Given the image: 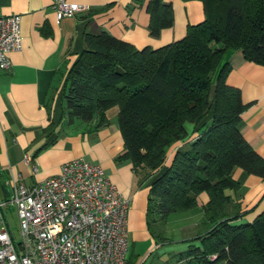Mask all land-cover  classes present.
I'll return each instance as SVG.
<instances>
[{
    "label": "trees",
    "instance_id": "trees-1",
    "mask_svg": "<svg viewBox=\"0 0 264 264\" xmlns=\"http://www.w3.org/2000/svg\"><path fill=\"white\" fill-rule=\"evenodd\" d=\"M201 4L203 19L157 48L138 49L104 30H84L82 49L63 82L58 124L95 119L97 128L108 123L105 111L116 107L123 149L114 162L128 160L136 184L151 179L145 205L151 229L169 214L194 207L200 192L206 194L203 229L195 236L199 246L188 245L175 261L264 264V208L250 222L233 223L238 205L224 193L239 185L230 174L234 167L264 177V159L237 128L246 104L238 88L225 82L234 51L264 66V0ZM144 8L149 35L172 25L169 3L147 0ZM186 124L195 136L164 164L166 149L188 137ZM52 126L48 122L45 129Z\"/></svg>",
    "mask_w": 264,
    "mask_h": 264
},
{
    "label": "crops",
    "instance_id": "crops-1",
    "mask_svg": "<svg viewBox=\"0 0 264 264\" xmlns=\"http://www.w3.org/2000/svg\"><path fill=\"white\" fill-rule=\"evenodd\" d=\"M85 6L71 17L55 20L50 0H0V15L18 14L21 47L8 54L10 65L0 71V198L7 196L4 181L11 173L30 186L55 174L61 163L82 157L99 165L120 195L128 200L125 213L126 264H201L175 261L188 245L199 246L195 236L202 231L204 192L192 208L169 214L164 222L149 228L145 205L151 179L136 184L131 163L116 164L123 149L116 124V107L105 111L108 123L94 127L74 120L60 126V95L66 73L82 49V33L101 30L135 48H157L181 38L188 25L203 19L201 0H163L172 9V25L157 36L148 33L145 3L131 0H65ZM226 84L238 88L246 104L237 125L243 139L264 159V66L243 59L239 51L228 57ZM48 104V108L45 104ZM209 121L206 115L204 122ZM48 122L52 127L45 129ZM173 142L165 152L166 164L174 151L193 138ZM27 158L24 161V158ZM35 166L36 172L31 168ZM236 189L224 193L238 205L233 223L250 222L264 208V177L232 168ZM214 255H209L212 259ZM203 264V263H202ZM215 264H225L224 261Z\"/></svg>",
    "mask_w": 264,
    "mask_h": 264
},
{
    "label": "built area",
    "instance_id": "built-area-1",
    "mask_svg": "<svg viewBox=\"0 0 264 264\" xmlns=\"http://www.w3.org/2000/svg\"><path fill=\"white\" fill-rule=\"evenodd\" d=\"M50 7L56 21L85 9L65 0H50ZM20 39L19 15H0V71L10 65L8 54L20 50ZM19 178L8 175L7 196L0 198V264H126L128 200L99 165L77 157L30 186ZM5 207L14 209L17 238Z\"/></svg>",
    "mask_w": 264,
    "mask_h": 264
},
{
    "label": "rangeland",
    "instance_id": "rangeland-1",
    "mask_svg": "<svg viewBox=\"0 0 264 264\" xmlns=\"http://www.w3.org/2000/svg\"><path fill=\"white\" fill-rule=\"evenodd\" d=\"M4 213H5V220L9 228V231L14 237L17 238L18 227H17V219H16L14 209L11 207H5Z\"/></svg>",
    "mask_w": 264,
    "mask_h": 264
}]
</instances>
